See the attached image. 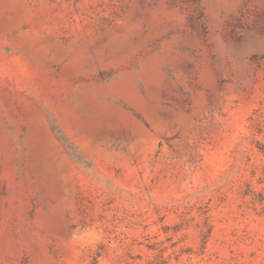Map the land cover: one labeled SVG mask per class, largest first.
<instances>
[{
    "label": "rangeland",
    "instance_id": "rangeland-1",
    "mask_svg": "<svg viewBox=\"0 0 264 264\" xmlns=\"http://www.w3.org/2000/svg\"><path fill=\"white\" fill-rule=\"evenodd\" d=\"M0 264H264V0H0Z\"/></svg>",
    "mask_w": 264,
    "mask_h": 264
}]
</instances>
